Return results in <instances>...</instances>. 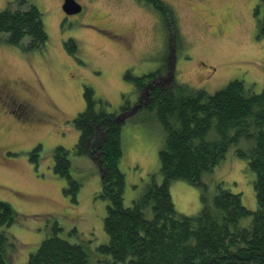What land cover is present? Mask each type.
<instances>
[{"label":"rangeland","instance_id":"rangeland-1","mask_svg":"<svg viewBox=\"0 0 264 264\" xmlns=\"http://www.w3.org/2000/svg\"><path fill=\"white\" fill-rule=\"evenodd\" d=\"M10 1L0 0V11ZM31 1L42 12L46 45L28 50L0 38V95L9 93L16 102H28L31 117L28 121L17 111L9 114L8 106L0 105V200L16 213L15 221L4 227L14 242L7 257L11 264H24L55 222L61 227L60 237L83 247L86 264H111V255L99 249L109 239L104 228L107 202L99 195V165L89 154L70 151V175L79 183L75 194L68 191L67 178L54 171L55 148L71 149L78 139L73 118L85 107V85L107 102L109 111L118 112L124 96L133 102L138 95L134 81L123 77L124 71L142 74L165 57L170 70L167 84L187 83L213 93L241 79L246 88L259 92L264 85V37L257 36V20L264 13V2L163 0L174 22L167 16L162 24L156 10L139 0H77L84 6L82 13L62 23L61 0ZM162 30L167 35L164 45ZM119 32L131 35V51L110 36ZM69 39L76 42L74 51L67 45ZM145 95H138L142 104ZM134 113L123 115L122 124L119 167L126 179L125 205L149 184L163 180L160 124L151 111L131 119ZM138 117L146 118L143 122ZM253 144L254 139L241 138L218 164L202 173L208 196L220 182L240 193L248 209L257 208L255 172L236 152ZM170 191L179 213L193 215L200 210L201 185L176 178ZM251 217L241 218L240 223L249 224Z\"/></svg>","mask_w":264,"mask_h":264},{"label":"trees","instance_id":"trees-1","mask_svg":"<svg viewBox=\"0 0 264 264\" xmlns=\"http://www.w3.org/2000/svg\"><path fill=\"white\" fill-rule=\"evenodd\" d=\"M155 4L173 23L167 4L163 0ZM257 36L264 37V13L257 20ZM0 38L28 50L44 47L48 34L37 5L31 0L10 1L0 11ZM67 43L71 51L76 49L72 39ZM147 77L125 73L126 79L134 81L138 95L146 94L143 104L141 99L135 101L137 110L131 119L151 111L163 133L158 152L161 183L149 184L130 205L124 204L126 179L119 167L122 124L123 115H130L135 104L127 96L120 110L111 112L107 102L85 85V107L73 118L78 139L71 149L59 145L54 151V171L67 178L72 194L79 183L70 175V151L89 154L99 165V195L107 202L104 228L109 237L99 249L111 255V264H264V85L254 92L243 80L233 79L208 93L187 83L151 86L145 82ZM145 118L138 117L143 122ZM241 138L254 139L251 147L236 150L255 172L254 211L243 205L240 193L220 182L213 196H208L202 180V173L218 164L228 147ZM176 178L202 186V205L196 214L176 210L170 191ZM248 215H252L249 224H241L240 219ZM15 219L12 206L0 200V264H11L7 248L14 242L4 227ZM60 229L54 222L50 234L24 264H86L83 247L60 237Z\"/></svg>","mask_w":264,"mask_h":264},{"label":"flooded vegetation","instance_id":"flooded-vegetation-1","mask_svg":"<svg viewBox=\"0 0 264 264\" xmlns=\"http://www.w3.org/2000/svg\"><path fill=\"white\" fill-rule=\"evenodd\" d=\"M139 1L141 3L147 4L148 6L152 7L154 10H156L157 16L159 17V19L162 21V24H163V20H162V19H164L163 15H162L163 13L161 12V8H157L156 7V4H155L156 0H139ZM63 2H64V0H61V3H60L61 10H62ZM78 3L81 5V11L78 12V13L67 14V13H65L62 10L63 13L61 14V18H60L59 22L62 23L65 20L74 19V18H76V16L81 14L82 11H83L84 6L80 2H78ZM101 29L106 31V32H109L107 28H101ZM163 29H165V27ZM110 36L114 38V39L112 38L113 40L124 43L125 46H126L125 47L126 50L131 51V46H130L131 45L130 44L131 35L130 34L119 32V33H112V34L110 33ZM160 36H161V45H164L166 43V38H167L165 30L161 31ZM72 40L74 41V39H72ZM175 43H176V38H175ZM75 44H76V42H75ZM175 63H176V61H175ZM141 67H144V66H141ZM168 69H169V64H168L167 59L164 57L163 60L157 61L156 63H154V65L151 68L145 69V71H143L142 74H136L135 76L149 75L150 77L149 78L147 77L145 79L146 81L145 80L144 81L148 85H151V86H154V85H169V84H167V82L169 80L165 78L170 72V70H168ZM126 72H130V74H132L131 70L128 68V69H126L124 71V76H123L124 78H125V73ZM132 75H134V74H132ZM137 99H140V96L138 98V95H136L135 99H133V102H131V103H135L131 107L132 111H136L137 110V104L135 102ZM0 102H1L0 103L1 106L3 104H5V106H8L7 113H9V112L10 113L11 112L16 113V111H17V114H22V116H24V115L28 116L25 120L29 121L31 119L30 114H28V112H29L28 106L30 107V104L28 102H27L28 106H27L26 103H24L22 101L16 102V98L13 97L9 93H6L4 95H0ZM131 110H130V114L132 113Z\"/></svg>","mask_w":264,"mask_h":264},{"label":"water","instance_id":"water-1","mask_svg":"<svg viewBox=\"0 0 264 264\" xmlns=\"http://www.w3.org/2000/svg\"><path fill=\"white\" fill-rule=\"evenodd\" d=\"M62 10L67 14L78 13L81 11V5L76 0H64Z\"/></svg>","mask_w":264,"mask_h":264}]
</instances>
